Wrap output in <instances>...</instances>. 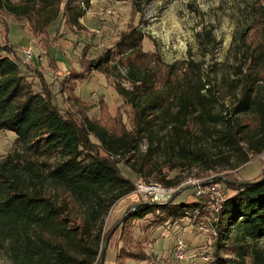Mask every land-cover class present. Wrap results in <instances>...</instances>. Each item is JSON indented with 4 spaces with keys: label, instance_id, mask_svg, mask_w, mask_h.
<instances>
[{
    "label": "trees",
    "instance_id": "trees-1",
    "mask_svg": "<svg viewBox=\"0 0 264 264\" xmlns=\"http://www.w3.org/2000/svg\"><path fill=\"white\" fill-rule=\"evenodd\" d=\"M151 1L132 0L133 14L141 12L142 2ZM91 5V0H0V17L7 11L27 18L31 33L46 45L50 66L57 69L50 53L51 35L62 20L66 25L85 29L81 19ZM96 36L91 34L92 39ZM118 38L113 48L104 49L96 59L88 57L93 43H87L77 60L79 67H70L61 80L52 82L37 67L23 65L12 45L0 47V132L16 135L14 149L0 155V248L13 264H99V248L85 237L92 234V220L101 219L121 199L134 193L139 178L150 182V172L144 174L127 165L135 177L126 176L119 163L128 164L139 137L151 129L149 115L154 113L163 124L161 130H176L169 148L177 152L183 167L200 166L208 172L222 163L189 147L190 123L216 135L227 148L223 164L232 171L222 173L217 180L222 184L224 199L212 208L208 205L210 194L180 201L183 192H178L163 203L139 198L128 208L119 227L124 230L133 220L147 215L160 224L189 218L196 226H205L202 220L208 218L215 239L210 264H264V162L261 172L250 179H243L236 170L264 151L263 95L254 92L252 79H246L242 95L230 112L234 116L227 117L216 111L218 100L203 81L201 65L196 60L168 64L157 51H145L146 35L133 21ZM116 53L121 58L114 68L119 70L121 65L127 70L128 86L107 69L106 64ZM94 71L104 73L123 105L131 107V128L125 111L118 108L111 113L103 96L99 120L88 117L86 103L77 89ZM32 76L38 81L30 79ZM59 96L73 111L60 107ZM75 113L80 114L79 118ZM249 113L258 116L260 127L255 135L244 138V127L238 118ZM153 179L168 187L180 183L178 177ZM49 186L64 188L88 208L86 228L69 225V207L57 205L47 196ZM117 229L107 233L109 240ZM127 252L126 258L132 261L151 260L141 249ZM116 264L127 263L117 257Z\"/></svg>",
    "mask_w": 264,
    "mask_h": 264
},
{
    "label": "rangeland",
    "instance_id": "rangeland-1",
    "mask_svg": "<svg viewBox=\"0 0 264 264\" xmlns=\"http://www.w3.org/2000/svg\"><path fill=\"white\" fill-rule=\"evenodd\" d=\"M91 3V7L81 19L85 23V29L66 25L62 20L60 27L51 35L50 42L53 43L50 53L59 66L57 69L50 66L46 45L31 33L27 18H19L7 11L2 13L0 47L8 43L12 45L23 65L37 67L47 80L52 82L61 80L70 67H79L77 60L84 45L93 43L88 50V57L96 59L104 49L114 47L121 31L133 21L146 35L143 42L145 51H157L168 64L193 58L201 65L203 81L218 100L216 111L223 112L227 117L234 116L230 112L238 103L244 82L248 78L253 80L254 92L261 93L264 98V0H153L142 2L141 12L138 14H133L132 0H91ZM92 33L97 35L94 39L91 38ZM67 38L69 40H66ZM30 45L33 54L27 61L23 49ZM120 58L121 55L114 54L106 64L107 69L128 86L127 70L121 65L119 70L114 68L119 65ZM30 79L38 81L36 76ZM77 94L85 101L84 110L90 119L98 121L101 117L99 102L103 96L111 113L115 114L118 108L125 111V120L131 128V107L123 105V99L101 71H94L87 80L79 83ZM58 102L64 111L67 107L72 110L68 104L61 101L60 96ZM77 113L76 117L79 118L80 114ZM154 115L150 113L153 125L139 137L137 149L129 157L128 164L125 161L119 163L121 172L126 176H134L127 167L129 165L133 169L142 170L144 174L150 172V182H155V176H164L166 180L178 177L180 183L176 186H181V190L190 177L205 178L209 175L200 166H181L177 160V152L169 148L170 139L176 135V130H161L163 124ZM238 122L244 127V138L255 135L260 127V119L253 113L240 115ZM189 127L192 130V135L188 136L189 147L202 150L215 162H222L216 166L215 172L222 174L232 171L223 164L224 154H228V151L215 138L216 135H210L199 124L190 123ZM91 138L98 143L94 135ZM15 140L14 133L0 132L1 156L14 149ZM263 162L264 151L254 156L244 167H236V170H239L241 177L250 178L261 172ZM172 165L176 166L173 170L170 169ZM190 192L191 189L183 192L180 201L192 200L188 195ZM223 192L229 194L225 190ZM46 194L57 205L69 207V225L87 227L88 208L78 202L70 192L62 187L49 186ZM139 198L134 191L132 195L113 206L107 215L97 221H91L92 234L85 238L91 245L99 248V264L104 248L103 264H116L117 257L127 264H210V256L215 250V239L208 218L202 220L205 226H196L189 218L160 224L154 221L153 216L147 215L142 219L133 220L128 228L122 230L119 222ZM210 199L211 203L208 205L213 208L218 203L216 199ZM117 227L105 247L107 233L111 230L113 232ZM178 240L184 241L186 245L187 258L183 261H178L174 256V245ZM138 249L149 254L151 260L132 261L126 258L127 251ZM0 264H13L1 248Z\"/></svg>",
    "mask_w": 264,
    "mask_h": 264
},
{
    "label": "built area",
    "instance_id": "built-area-1",
    "mask_svg": "<svg viewBox=\"0 0 264 264\" xmlns=\"http://www.w3.org/2000/svg\"><path fill=\"white\" fill-rule=\"evenodd\" d=\"M25 60L29 61L32 58L33 49L32 46H28L23 49ZM215 171H208L205 178L202 177H190L185 181L184 188L181 190V186L168 187L157 182H147L143 178H139L136 182L135 192L140 196L142 201L149 203H163L167 202L178 192H186L191 189L188 194L192 198L200 197L204 194H210L213 199H216L217 203L224 199L221 193L222 184L217 182L221 176L220 173ZM186 245L184 241L178 240L174 245V256L178 261H183L187 258V252L185 251Z\"/></svg>",
    "mask_w": 264,
    "mask_h": 264
},
{
    "label": "water",
    "instance_id": "water-1",
    "mask_svg": "<svg viewBox=\"0 0 264 264\" xmlns=\"http://www.w3.org/2000/svg\"><path fill=\"white\" fill-rule=\"evenodd\" d=\"M242 167H244V166H242ZM260 173V172H259ZM258 173V174H259ZM258 174H256V175H258ZM255 175V176H256ZM255 176H252V177H250V178H253V177H255ZM243 178V177H242ZM250 178H243V179H250ZM221 179L223 180V181H225V178H223V177H221ZM237 185H246L247 184V182H237L236 183ZM224 185V184H223ZM227 189V188H226ZM173 200V199H172ZM108 240H109V237H107V239H106V241H105V247H106V245H107V243H108ZM104 259H105V248H104V250H103V253H102V257H101V262H100V264H103V262H104Z\"/></svg>",
    "mask_w": 264,
    "mask_h": 264
},
{
    "label": "crops",
    "instance_id": "crops-1",
    "mask_svg": "<svg viewBox=\"0 0 264 264\" xmlns=\"http://www.w3.org/2000/svg\"><path fill=\"white\" fill-rule=\"evenodd\" d=\"M82 24L84 25L85 23L83 22V20H81ZM59 67V66H58Z\"/></svg>",
    "mask_w": 264,
    "mask_h": 264
}]
</instances>
